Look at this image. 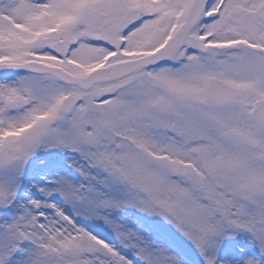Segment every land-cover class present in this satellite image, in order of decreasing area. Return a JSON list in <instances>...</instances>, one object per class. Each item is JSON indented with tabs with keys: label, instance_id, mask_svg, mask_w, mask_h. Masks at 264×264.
I'll use <instances>...</instances> for the list:
<instances>
[{
	"label": "snow or ice",
	"instance_id": "6c2138e0",
	"mask_svg": "<svg viewBox=\"0 0 264 264\" xmlns=\"http://www.w3.org/2000/svg\"><path fill=\"white\" fill-rule=\"evenodd\" d=\"M0 264H264V0H0Z\"/></svg>",
	"mask_w": 264,
	"mask_h": 264
}]
</instances>
